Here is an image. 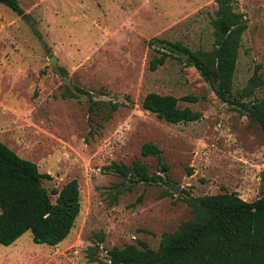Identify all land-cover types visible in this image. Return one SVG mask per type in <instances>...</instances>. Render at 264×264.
<instances>
[{"label":"rangeland","instance_id":"obj_1","mask_svg":"<svg viewBox=\"0 0 264 264\" xmlns=\"http://www.w3.org/2000/svg\"><path fill=\"white\" fill-rule=\"evenodd\" d=\"M19 2L23 14L0 3V140L52 175L43 180L49 191L76 178L82 209L57 245L36 243L29 231L0 244V264H98L90 253L105 258L138 239L156 249L163 233L193 216L185 196L227 190L253 201L264 192V129L219 99L200 71L162 42L212 49L216 0ZM234 4L248 24L238 91L257 68L264 78V0ZM162 51L171 55L150 69ZM152 91L177 96L202 117H158L142 105ZM255 96L264 97V85ZM111 102L122 104L111 111ZM148 141L163 149L167 172L157 157L142 155ZM136 159L163 179L132 183L105 168Z\"/></svg>","mask_w":264,"mask_h":264},{"label":"trees","instance_id":"obj_2","mask_svg":"<svg viewBox=\"0 0 264 264\" xmlns=\"http://www.w3.org/2000/svg\"><path fill=\"white\" fill-rule=\"evenodd\" d=\"M216 1L218 7L211 19L215 36L212 49L193 51L180 42H162L177 50L178 59H183L180 52L189 54L188 63L213 86L217 97L264 129V97L255 96L256 90L264 85L258 68L241 90L234 88L243 34L248 27L245 13L236 9L234 0ZM0 3L18 14L24 13L19 0H0ZM170 55L162 51L160 56H154L150 69L156 70ZM183 100L196 102L199 98L186 95ZM179 102L180 98L173 94L152 91L145 95L142 105L173 123L202 117L201 111L183 107ZM109 104L114 111L122 103ZM141 153L157 157L160 171L170 169L163 149L157 144L145 142ZM105 168L132 183H155L163 179L160 173H150L148 164L141 159L131 164L113 162ZM50 178L52 175L42 172L35 161L22 157L0 140L1 245L13 244L28 231L36 243L57 245L71 233L82 209L79 182L74 178L49 191L43 180ZM121 192L118 189L117 195ZM184 198L193 216L174 231L163 233L158 248L138 239L137 243L108 249L105 258L92 252L90 259L98 264H264V192L253 201L227 190Z\"/></svg>","mask_w":264,"mask_h":264},{"label":"water","instance_id":"obj_3","mask_svg":"<svg viewBox=\"0 0 264 264\" xmlns=\"http://www.w3.org/2000/svg\"><path fill=\"white\" fill-rule=\"evenodd\" d=\"M180 56L184 59V60H187L189 58V54H185L183 52H180ZM52 63L54 64L55 63V59H53ZM173 189L175 192H178L179 191V187H176V186H173Z\"/></svg>","mask_w":264,"mask_h":264},{"label":"crops","instance_id":"obj_4","mask_svg":"<svg viewBox=\"0 0 264 264\" xmlns=\"http://www.w3.org/2000/svg\"><path fill=\"white\" fill-rule=\"evenodd\" d=\"M243 198V197H242Z\"/></svg>","mask_w":264,"mask_h":264}]
</instances>
